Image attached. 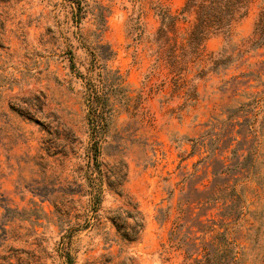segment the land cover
I'll return each instance as SVG.
<instances>
[{
	"label": "rangeland",
	"instance_id": "rangeland-1",
	"mask_svg": "<svg viewBox=\"0 0 264 264\" xmlns=\"http://www.w3.org/2000/svg\"><path fill=\"white\" fill-rule=\"evenodd\" d=\"M263 4L195 52L185 0H0V264H264Z\"/></svg>",
	"mask_w": 264,
	"mask_h": 264
},
{
	"label": "trees",
	"instance_id": "trees-1",
	"mask_svg": "<svg viewBox=\"0 0 264 264\" xmlns=\"http://www.w3.org/2000/svg\"><path fill=\"white\" fill-rule=\"evenodd\" d=\"M247 0H185V5L183 7L182 12L193 15L195 22L193 23L192 28L189 30L186 43L194 50L195 52H199V47L201 45V41L205 38L207 34H209L212 30H223L229 29L232 21L236 16L242 15L245 12ZM158 13L161 15L162 23L164 28L160 30L163 32L165 30L169 31L174 26L175 18L171 16L167 10L163 9V7L158 8ZM254 35L255 37L251 40L250 46L254 48H258L260 46H264V4L261 7V10L258 14L257 20L254 26ZM242 45H232L230 49L232 53L236 54V57L240 55L242 50ZM225 59L230 61L232 58L228 55ZM230 59V60H229ZM216 63V62H214ZM98 96L93 95L92 100H96ZM100 107V111L94 115L92 119L93 127L99 128L103 125V106L98 105ZM91 148L95 152H98V138H93ZM95 159V157H94ZM141 227V224H138ZM117 229L118 226L116 225ZM135 227L131 229L134 230ZM176 228V226H175ZM128 233L122 232L121 236L130 240ZM170 241L172 245L176 247H180L182 243H184L183 239L179 237L178 231L175 229L171 232ZM229 243H223L222 253L225 254L222 256V260L216 261L217 258L209 250L202 255L199 259H194V264H233L231 258L228 256L230 249L228 248Z\"/></svg>",
	"mask_w": 264,
	"mask_h": 264
}]
</instances>
